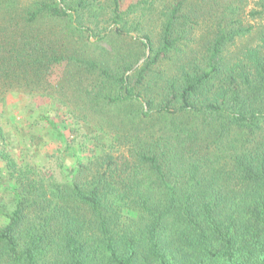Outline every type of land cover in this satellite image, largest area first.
Listing matches in <instances>:
<instances>
[{
    "label": "trees",
    "instance_id": "1",
    "mask_svg": "<svg viewBox=\"0 0 264 264\" xmlns=\"http://www.w3.org/2000/svg\"><path fill=\"white\" fill-rule=\"evenodd\" d=\"M109 1L119 35L132 15L160 21L130 74L137 61L113 72L33 28L54 20L81 37L74 8L0 0V104L50 98L46 78L67 61L96 111L81 117L84 161L61 179L9 153L0 127V183L15 202L0 264H264V0Z\"/></svg>",
    "mask_w": 264,
    "mask_h": 264
},
{
    "label": "rangeland",
    "instance_id": "2",
    "mask_svg": "<svg viewBox=\"0 0 264 264\" xmlns=\"http://www.w3.org/2000/svg\"><path fill=\"white\" fill-rule=\"evenodd\" d=\"M21 4L30 5L35 0H19ZM63 7H71L76 10L74 19L78 24L88 29V32L72 34L64 29L63 23L54 20H42L33 25L47 39L50 45H55L57 38L69 50L65 55L74 54L83 58H91L98 61L104 67L113 72L129 65L133 61L137 63L131 68L133 72L149 55L147 48H143L138 41L144 40L143 33H148L154 46L158 45L160 33V21L148 16L132 15L128 18L130 29L124 28L119 35L115 32L114 24L109 21V0H85L92 3L91 7L81 10V0H56ZM139 0H120V11L138 2ZM142 22V30L134 31L133 23ZM128 30V32H127ZM205 29L199 34L202 35ZM124 33V34H123ZM107 34L104 40L100 36ZM198 34V35H199ZM131 36L133 39H130ZM243 43L242 40L237 44ZM50 84L51 97H34L30 94L7 95V104H0V127L6 137V149L16 157L35 167H41L44 171H50L57 179L67 177L66 172L78 162L85 159V152L79 149L82 135L87 131L88 125L82 120L86 110L83 106L82 86L85 84L82 73L69 62L64 61L59 65H53L50 75L46 78ZM78 91V97L75 90ZM3 110V111H2ZM90 115V114H89ZM49 121L55 122L63 132L65 140L69 143V150L65 151L64 139L58 138L49 127ZM30 123L31 127L27 125ZM95 123V122H94ZM0 147H2L0 141ZM22 154L21 156H19ZM59 166H62L60 169ZM4 163L0 161V169ZM2 182L7 179L6 173L0 174ZM12 185L13 183L10 182ZM7 186L0 183V227L8 223V215L12 212L15 202L12 193Z\"/></svg>",
    "mask_w": 264,
    "mask_h": 264
}]
</instances>
